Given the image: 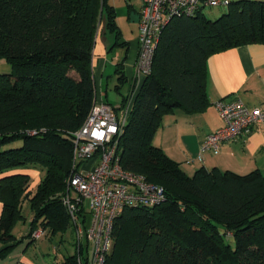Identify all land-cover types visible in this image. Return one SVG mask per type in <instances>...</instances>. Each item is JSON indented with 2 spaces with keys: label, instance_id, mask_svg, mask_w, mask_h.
I'll return each instance as SVG.
<instances>
[{
  "label": "trees",
  "instance_id": "trees-1",
  "mask_svg": "<svg viewBox=\"0 0 264 264\" xmlns=\"http://www.w3.org/2000/svg\"><path fill=\"white\" fill-rule=\"evenodd\" d=\"M201 12L162 31L118 140L121 167L161 185L165 199L120 211L104 264H264V175L201 168L188 176L153 144L165 116L208 107L211 55L264 44V0H233L215 20ZM103 15L118 39L108 0H0V58L11 70L0 76V244H9L1 258L21 242L12 229L25 220L24 203L31 212L26 238L36 230L52 238L71 227L61 198L73 132L95 102L93 49ZM116 72L119 91L125 76ZM22 169L41 171L33 190L29 176L16 172ZM87 253L74 248L59 264H78Z\"/></svg>",
  "mask_w": 264,
  "mask_h": 264
},
{
  "label": "built area",
  "instance_id": "built-area-1",
  "mask_svg": "<svg viewBox=\"0 0 264 264\" xmlns=\"http://www.w3.org/2000/svg\"><path fill=\"white\" fill-rule=\"evenodd\" d=\"M232 1L141 0L136 74L142 78L149 74L162 31L171 20L192 17L206 7L227 8ZM130 106L119 121L116 111L95 97L86 120L73 132L71 170L61 201L74 230L76 251L88 250L86 260L79 256L78 264H104L113 243V222L123 208L155 206L165 199L161 185L121 167L118 140ZM214 106L222 126L202 140L199 156L206 151L217 154L223 144L248 136L256 125L264 124V107H249L239 98L219 100ZM85 201L89 212H85ZM42 236V230L31 234L34 240Z\"/></svg>",
  "mask_w": 264,
  "mask_h": 264
},
{
  "label": "crops",
  "instance_id": "crops-1",
  "mask_svg": "<svg viewBox=\"0 0 264 264\" xmlns=\"http://www.w3.org/2000/svg\"><path fill=\"white\" fill-rule=\"evenodd\" d=\"M132 8L133 5L130 9ZM140 8L141 3L137 10V23ZM105 23L106 21H104V26H106ZM117 27L120 33L119 26L117 25ZM107 45L108 41L103 43L101 35L98 33L93 49L94 80L97 78L96 75L100 77L104 75L109 64V54L117 46V50L120 49V54L117 53L113 57V62H115L113 74L118 78L116 69L122 68V73L125 76V82L122 85L127 84V94L121 96L120 102L125 96L127 107L132 104L144 81V78L135 72L139 47L138 28L133 39L123 40L119 37L115 38L112 45ZM10 72L8 63L0 58V76ZM205 89L209 100L208 107L203 112L196 114H186L181 110H176L165 116L161 127L154 136L153 143L160 146L169 158L177 162L188 176L201 168L206 170L216 168L220 171H232L240 175L259 170L264 175V124L256 125L248 136H241L236 141L223 144L217 154L206 151L199 156V146L202 140L222 126V121L214 106L215 102L239 98L249 107H264V44L240 46L211 55L206 63ZM16 172L29 176V190H33L41 179L37 169H22ZM1 176L0 174V178ZM23 208L27 210L24 213L25 220L18 221L12 229V234L21 242L11 248L3 258L0 257V264H37L35 261L37 241L42 238L31 242L32 238L25 237L29 233L31 212L27 203L23 204ZM20 222L23 224L21 228H18ZM70 228L71 233L74 234L73 228ZM43 237L52 239L48 236ZM62 239L61 237L60 241ZM7 246L9 244H0V251ZM60 248L61 245H58L57 250ZM55 262L57 261L55 260Z\"/></svg>",
  "mask_w": 264,
  "mask_h": 264
},
{
  "label": "rangeland",
  "instance_id": "rangeland-1",
  "mask_svg": "<svg viewBox=\"0 0 264 264\" xmlns=\"http://www.w3.org/2000/svg\"><path fill=\"white\" fill-rule=\"evenodd\" d=\"M108 2L113 6L115 12V21L119 26L120 37L123 40L133 39L137 33L138 23H137V10L141 3V0H108ZM133 5V8L131 6ZM130 6V7H129ZM227 8L223 7H206L203 8L201 13L210 20H215L220 17ZM105 15L102 16L101 24L98 30L99 35H101V39L103 43L108 41V45H112L115 40L114 32H111L106 26H104ZM97 33V35H98ZM117 46L110 52L108 57V67L102 77L97 76L95 78V86H96V95L98 100H102L105 103H109L113 107L117 109L116 113L118 114L119 121H122L124 116L123 108H119L120 99L122 95L127 94V84L120 86V90H115V86L117 84V77L113 74V57L116 54H120V49L117 50ZM155 146L159 147L157 144L153 143ZM161 149V148H160ZM40 177H42L41 171L37 169ZM194 174V173H193ZM191 174L190 176H192ZM38 183V182H37ZM85 212L88 211V203L85 201ZM27 210L23 209V212L26 213ZM90 221L89 215L87 216V224ZM23 223L20 222L18 228H21ZM63 238L60 241V238ZM75 235L71 233V228L67 229L63 234H58L52 239H48L46 237H42L40 241H37V257L35 261L37 264H59L63 255H69L74 253V245L73 240ZM231 245L234 246L233 238H230ZM58 245H61L60 250L58 249ZM57 261L54 263V261Z\"/></svg>",
  "mask_w": 264,
  "mask_h": 264
}]
</instances>
